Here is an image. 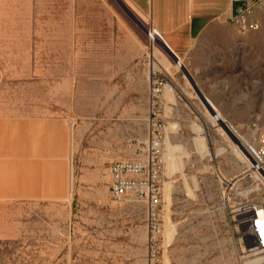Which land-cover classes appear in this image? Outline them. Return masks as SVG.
<instances>
[{"label":"rangeland","instance_id":"obj_1","mask_svg":"<svg viewBox=\"0 0 264 264\" xmlns=\"http://www.w3.org/2000/svg\"><path fill=\"white\" fill-rule=\"evenodd\" d=\"M254 16L257 28L231 17L228 43L194 46L182 60L131 0H0V264H264L232 219L264 189L226 184L242 169L236 156L247 159L231 127L247 140L264 126V3ZM154 72L212 121L206 148L195 139L172 151L165 231L153 242L146 206L111 195L109 166L148 139ZM54 123L60 151L38 155V128ZM25 124L31 147L15 150Z\"/></svg>","mask_w":264,"mask_h":264},{"label":"built area","instance_id":"obj_2","mask_svg":"<svg viewBox=\"0 0 264 264\" xmlns=\"http://www.w3.org/2000/svg\"><path fill=\"white\" fill-rule=\"evenodd\" d=\"M231 2L234 10L232 20L241 29L246 30L259 26L260 22L254 13L264 3V0H231ZM151 28L163 38L156 27L151 26ZM150 79L151 110L148 139L142 141L134 159L111 162L109 189L115 199L130 198L146 206L148 229L151 240L154 242L157 237L163 236L165 231L163 177L173 156V152L168 151L165 145V120L157 101L165 86H168L170 90L174 86L157 72H154ZM231 129L233 131L232 143L244 153L247 159H237L242 169L235 178L226 179V184L230 191L238 181L252 183L254 188L259 190L264 189V126L254 123L247 140L244 138L245 134L237 128L232 126ZM232 219L236 228L253 239V248L264 249V228H262L264 201L244 202L241 200L234 207ZM169 227L175 230V224Z\"/></svg>","mask_w":264,"mask_h":264},{"label":"crops","instance_id":"obj_3","mask_svg":"<svg viewBox=\"0 0 264 264\" xmlns=\"http://www.w3.org/2000/svg\"><path fill=\"white\" fill-rule=\"evenodd\" d=\"M131 1L144 15L151 19V26L158 29L167 45L179 59L183 60V58L191 55L195 50L194 46L229 42V37H223V33L224 30L228 31L233 28L228 21L234 12L231 0ZM159 45L175 58L161 42ZM161 75L163 76V74ZM164 78L174 86L172 90L165 86L157 101L165 120V145L168 151H176L181 146V142L194 141L195 139L199 141L202 148H206L209 135L207 128L212 120L200 118L198 114L192 115L188 109L192 108L193 105L195 106L197 102L187 98L182 91H179L172 79ZM204 98L212 107L213 114L217 113L218 107L212 99L207 96ZM223 120L225 121L222 117L216 123ZM47 131L51 132L52 137L50 139L47 137ZM47 131L46 125L38 128V133L41 134L38 137L39 142L36 148L38 155H54L60 151L58 145L59 136L62 134L60 125L54 123L49 126ZM31 132V127L26 124L15 128V150H18V147L20 151L31 147V145L26 144L27 134H31ZM166 141L170 142V146H167ZM220 150L225 149L221 147ZM236 159H238L237 156Z\"/></svg>","mask_w":264,"mask_h":264},{"label":"bare ground","instance_id":"obj_4","mask_svg":"<svg viewBox=\"0 0 264 264\" xmlns=\"http://www.w3.org/2000/svg\"><path fill=\"white\" fill-rule=\"evenodd\" d=\"M164 40V39H163ZM164 42H165V44H166V47H167V49H169V47H168V45H167V43H166V41L164 40ZM169 51H171L170 49H169ZM172 52V51H171ZM173 53V52H172ZM174 54V53H173ZM175 55V54H174ZM176 56V55H175ZM152 69H155L156 67H157V63H152ZM162 68V67H161ZM216 114V113H215ZM220 123V122H219ZM231 131V130H230ZM231 134H233L232 132H231ZM243 155V154H242ZM245 157V156H244ZM237 158H239V157H237ZM255 249V248H254Z\"/></svg>","mask_w":264,"mask_h":264},{"label":"water","instance_id":"obj_5","mask_svg":"<svg viewBox=\"0 0 264 264\" xmlns=\"http://www.w3.org/2000/svg\"><path fill=\"white\" fill-rule=\"evenodd\" d=\"M169 47V46H168ZM169 49L175 54V52L169 47ZM176 55V54H175ZM176 57H178L177 55H176Z\"/></svg>","mask_w":264,"mask_h":264},{"label":"snow or ice","instance_id":"obj_6","mask_svg":"<svg viewBox=\"0 0 264 264\" xmlns=\"http://www.w3.org/2000/svg\"><path fill=\"white\" fill-rule=\"evenodd\" d=\"M262 228H264V225H262Z\"/></svg>","mask_w":264,"mask_h":264}]
</instances>
